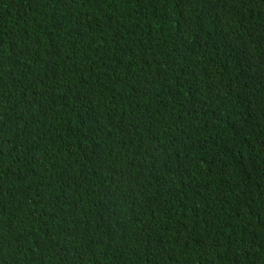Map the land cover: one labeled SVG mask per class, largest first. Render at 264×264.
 I'll return each mask as SVG.
<instances>
[{"label":"trees","instance_id":"obj_1","mask_svg":"<svg viewBox=\"0 0 264 264\" xmlns=\"http://www.w3.org/2000/svg\"><path fill=\"white\" fill-rule=\"evenodd\" d=\"M0 264H264V0H0Z\"/></svg>","mask_w":264,"mask_h":264}]
</instances>
